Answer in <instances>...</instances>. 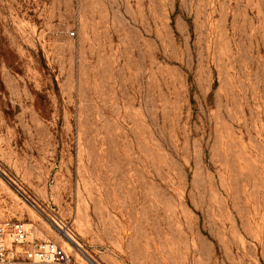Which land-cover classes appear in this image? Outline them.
Here are the masks:
<instances>
[{"label": "rangeland", "instance_id": "374dc122", "mask_svg": "<svg viewBox=\"0 0 264 264\" xmlns=\"http://www.w3.org/2000/svg\"><path fill=\"white\" fill-rule=\"evenodd\" d=\"M52 214L95 264H264V0H0V222Z\"/></svg>", "mask_w": 264, "mask_h": 264}, {"label": "built area", "instance_id": "2783aa9c", "mask_svg": "<svg viewBox=\"0 0 264 264\" xmlns=\"http://www.w3.org/2000/svg\"><path fill=\"white\" fill-rule=\"evenodd\" d=\"M18 192L25 197L20 190ZM50 217L52 227L64 242L47 237L32 241L29 248H23L31 235L27 223L11 220L0 222V264H74L77 256L95 264L87 257L82 243L71 228L57 215Z\"/></svg>", "mask_w": 264, "mask_h": 264}]
</instances>
